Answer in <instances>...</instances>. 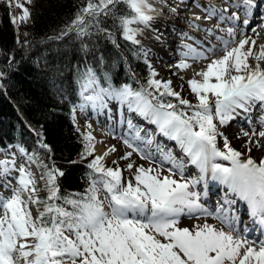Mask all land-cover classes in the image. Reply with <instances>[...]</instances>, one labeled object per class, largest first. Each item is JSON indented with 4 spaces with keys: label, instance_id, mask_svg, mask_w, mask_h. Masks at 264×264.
<instances>
[{
    "label": "snow or ice",
    "instance_id": "snow-or-ice-1",
    "mask_svg": "<svg viewBox=\"0 0 264 264\" xmlns=\"http://www.w3.org/2000/svg\"><path fill=\"white\" fill-rule=\"evenodd\" d=\"M3 2L10 9L14 6L22 10L19 16L10 13L13 24L29 20L31 14L25 4H31L32 0ZM165 3L166 0H82L74 18L58 36L50 39L74 34L81 41L85 59L91 50L85 38L103 36L119 48V32L125 41L140 46L139 37L144 29L150 28L162 14L157 5ZM243 4L250 15L253 0H243ZM196 7H202L206 15L194 16V20L218 17L223 22L226 18L223 13L228 11L211 0ZM170 11L177 13V8ZM109 19L113 22L111 28L104 26ZM227 19L235 22L240 17L232 13ZM248 23V19L243 20V24ZM192 26L200 27L194 23ZM213 27L231 39L216 36L219 46L211 41H207V46L199 40L195 41L196 46L183 43L181 59L174 66L183 70L192 67L189 61H209L187 81L197 103L183 98L172 87V80L156 78L158 73L148 63L147 52H144L149 69L147 82L140 83L135 73H131L137 87L132 83L114 84L111 74L103 70V55L95 64L84 62L75 66L81 110L88 106L108 108L109 103L116 102L120 124L128 129L121 138L132 149L121 159L129 161L128 170L135 169L134 179L125 180L120 167H107L103 163L109 153L116 151L113 146L88 163L90 183L84 193L61 195L58 181L65 173L51 159V147L41 138L38 147L46 150L41 155L17 145L23 163L17 164L16 153L0 159V264H264V239L257 242L246 235H235L238 217L229 215L233 206L241 202L254 222L264 227V158L257 160L251 155L253 147L264 148V116L260 117L259 130L252 126L250 131L240 133L247 138V152L232 147L221 131L241 111L251 125V112L257 105L264 109V43L254 52L256 40L245 37L236 41L234 27L220 28L219 24ZM204 31L214 35L213 28ZM218 52L223 55H217ZM4 75L0 72V79ZM180 87L183 89V85ZM72 111L74 117L76 107ZM132 114L154 125L155 132L148 131L142 136L145 130L134 123ZM156 135L174 141L182 158H177L172 149L165 151L157 144L159 166L145 167L131 161L134 152L141 159L153 161V153L141 144L152 145ZM218 138L223 141V148L218 146ZM94 140L91 132L83 135L79 160L70 163L93 156ZM164 163L170 165L167 174ZM188 165L198 169V177L185 178ZM177 174L179 179L173 178ZM209 175L225 188L222 203L215 211H209L200 202L201 193L195 190L202 181L207 187ZM41 191L47 192L43 199ZM101 192L106 193L103 199ZM181 216L213 217L219 225L202 222L191 228L182 227Z\"/></svg>",
    "mask_w": 264,
    "mask_h": 264
},
{
    "label": "trees",
    "instance_id": "trees-1",
    "mask_svg": "<svg viewBox=\"0 0 264 264\" xmlns=\"http://www.w3.org/2000/svg\"><path fill=\"white\" fill-rule=\"evenodd\" d=\"M82 6V0H40L30 8L29 39L24 45L17 41L16 25L13 24L11 9L0 2V72L5 75L0 79V148L18 143L30 153L34 150L44 155L46 150L39 148L43 140L51 149V159L65 175L59 178L60 194L84 193L89 187L87 165L95 157L89 156L78 163L79 153L83 151V135L73 117V107L81 102L76 84L75 66L84 62L95 64L103 55V70L112 76L116 85L132 83L131 73H137V80L145 84L149 75L148 64L145 63V45H133L125 41L117 32L116 48L103 36L85 38L90 51L80 50L81 41L74 34L62 39H50L59 35L60 31L75 16ZM122 7V6H120ZM11 13V15H10ZM112 20H107L105 27L111 28ZM43 39L22 52L25 46ZM143 50H140V49ZM148 60V59H147ZM149 63V61H148ZM130 70V71H129ZM16 100L24 109L28 118L41 128L42 136L34 140L25 131L24 125L16 115ZM173 102H175L174 98ZM47 162V161H46ZM40 195L43 199L47 192ZM41 210L43 206H40Z\"/></svg>",
    "mask_w": 264,
    "mask_h": 264
},
{
    "label": "bare ground",
    "instance_id": "bare-ground-1",
    "mask_svg": "<svg viewBox=\"0 0 264 264\" xmlns=\"http://www.w3.org/2000/svg\"><path fill=\"white\" fill-rule=\"evenodd\" d=\"M213 4H215L218 8H227L229 10V13H223V15L226 17L223 22H221L218 17L213 18L212 20H206V19H201V20H194V16H205L206 13H204L202 7L198 8L196 7L197 4L205 5L208 3V0H166L165 4H159L157 5L162 9V14L158 16L160 19V24H155L154 26H151L150 28L144 29L143 35H149V36H154L155 38L157 36L160 37V39H157L160 41L159 45L155 48V54L156 58L158 59V63L164 68V70H167L173 77V81H177L180 84H187V81L191 78H193L195 72L200 71L201 69L205 68L207 63L209 61H199V62H192L189 61L192 64V67L188 69H179L174 67L178 63H174L171 65L169 63V59L177 58L180 57L179 53L182 50L181 45L183 43H190L196 46L195 41H204L205 46H207V41H211L212 44H216L217 46L220 45V42L215 38L216 36H224L225 39H231L230 37L227 36L225 32H221L219 28H214L213 26L216 24H219L220 28H228V27H234L236 30V36L235 40L239 41L241 39H244L245 37H251L252 39L256 40V47H253V51L258 50V46L262 43H264V17H255L257 8H255V11H253V16L250 14V21L247 25L243 24L242 22L238 21H231L228 20L227 17L232 15V13H238L239 10H236L237 8H242V11H246L247 9L243 4V0H211ZM264 2V0H263ZM240 4V7H236V4ZM255 4V2L253 1ZM233 6V10L231 11ZM176 7L177 8V13H172L170 11V8ZM254 9V6L252 7L251 10ZM258 8V12H259ZM255 14V15H254ZM248 15V14H244ZM260 16H263V14H260ZM244 19H249L248 16H243ZM243 20V19H242ZM198 24L200 25L199 28L193 27L192 24ZM185 27V28H184ZM205 28H213L214 35L208 34L204 31ZM253 29L256 31L253 32ZM177 32H182V36H185V33L187 36H185V39H179L178 42L174 40V34ZM259 34V35H258ZM187 37H195V40L188 39ZM176 41V42H175ZM249 45H246V48H248ZM217 55H223V53H217ZM181 59V57L179 58ZM250 63H254L251 58H249ZM183 77V79H181ZM197 79L201 78L199 76L196 77ZM188 85V84H187ZM189 88V87H188ZM112 105L111 103L108 105V108H106L105 112L106 115L103 113L101 114L99 109H93L92 107L88 112L93 115L94 120L97 122H94V127L95 130H93V136L96 137V148L97 152L99 155H104L105 152H108L110 148L113 146L115 147L116 151L109 153L106 158L108 159H113V158H120L124 156L127 152L132 151V149H129L124 143L122 138H118L119 134L121 136H124L125 133L128 132V129L126 125L121 126L120 121H116V113L114 108H110ZM256 110H258L257 113ZM118 112V111H117ZM119 113V112H118ZM125 115L127 116L128 113L125 112ZM251 121L252 124L249 125L247 119H245V114L241 111V114L236 117L235 120H233L230 123H235L236 128L230 129L226 127L225 130H221L225 133V135L228 136V139L232 145V147L236 148L237 150L241 151L242 153L247 152V149L245 147V144L247 142V138L243 137L240 133L241 131H250L252 126H255L257 130L260 129V117L264 116V109H261L259 105H257L256 109L251 112ZM132 118L134 123H136L138 126L144 128V132H141V135H145V132L151 131L155 132V126L146 123L144 120L141 118L137 117L135 114H132ZM106 120V122L109 124L103 123ZM26 125L31 128H34V124H30L27 121H25ZM231 125V124H230ZM105 127H107L109 130H105ZM224 128V127H223ZM111 131H114L115 134L111 135L109 134ZM33 136L37 137V134L33 132ZM168 142V144H166ZM222 143L223 141L218 138V143ZM264 143V141H262ZM160 144L165 151L168 149H172L174 154L177 156V158H182V153L180 150L176 147V144L174 141H170L160 135H156V138L154 139V143L152 145H143L141 144L142 147H145L147 151L153 153V161L159 162L160 163V154L156 153V145ZM171 147V148H170ZM223 147V146H222ZM19 154L18 149L15 147L8 148L6 150H0V159H5L9 158L11 152H15ZM20 155V154H19ZM251 155L254 159H261L264 158V148H252ZM131 161H134L135 164L139 163V160H144L148 162V160L141 159L140 155L137 153H133L132 157L130 158ZM126 163H129L128 160H125ZM217 162H222L227 164V161H217ZM20 163V160H17V164ZM165 165H168L167 163H164ZM127 165V164H125ZM139 165V164H138ZM149 165L152 166H157L150 162ZM193 168V170L196 173V177L199 176V171L195 168V166L188 165L185 170L184 174L187 173L189 169ZM166 171V170H165ZM196 191H199L201 193V200L200 202L207 208L209 211H215L216 208L218 207L219 204L222 203V197L224 196L225 193V188L222 185H219L217 182L212 181L209 177L207 178V187L205 188V184L202 181L199 185H197ZM206 193V195H205ZM212 195L214 196V199H211ZM221 195V198L218 199ZM247 212L246 206L238 202L236 205L233 206L232 211L229 213L230 216H236L241 215L242 213ZM180 221L183 223V227H193L197 224H200L202 222H207L215 225H219V221L214 219L213 217H203V216H198V217H188V216H181ZM253 223V230H248L251 231V233L247 236L248 239L250 240H255L259 241L261 239H264V227L262 228V236L257 237L254 234V230L259 227V224L254 222L252 219ZM238 220L236 221L237 224ZM235 224V227H236ZM246 227V226H245ZM247 229V227H246ZM260 229V227L258 228ZM257 230V229H256ZM238 233V232H237ZM235 233V235H238Z\"/></svg>",
    "mask_w": 264,
    "mask_h": 264
},
{
    "label": "rangeland",
    "instance_id": "rangeland-1",
    "mask_svg": "<svg viewBox=\"0 0 264 264\" xmlns=\"http://www.w3.org/2000/svg\"><path fill=\"white\" fill-rule=\"evenodd\" d=\"M0 2H2V0H0ZM23 2V0H22ZM36 3H40V0H32V3L31 4H25L26 7L29 8H33L34 5ZM14 7V6H13ZM264 10V8H263ZM226 13H229V10L226 12ZM22 14V10L19 9V8H15L14 7V15H21ZM243 19V18H242ZM246 19V17H245ZM244 20V19H243ZM153 24L151 26H154L155 24H160V19L157 18L152 22ZM185 28V27H184ZM16 30H17V40L19 41L18 43L19 44H25L27 43V40L29 39V25H28V21L24 22V21H17L16 23ZM174 40H176L178 42L179 39H185V36H182V32H177L174 34ZM139 39L146 45H148L147 47V55H148V59L152 65V67L155 69V71L158 73V76L156 77L157 79H160V80H164V81H167V80H172V87L177 90V91H180L181 92V96L183 98H186L188 100H190L192 103H197V99L195 97V94H193L190 90V87L186 84H180L179 82L177 81H173V77L172 75L167 71V70H164V68L158 63V59L156 58V54H155V48L159 45L160 41L156 40V38L154 36H149V35H146V37H144L143 35L139 37ZM175 41V42H176ZM146 45V46H147ZM180 57H177L175 58H172V59H169V63L174 64V63H179V59ZM201 79V78H199ZM181 85H183V89H181ZM189 87V88H188ZM111 109L114 108L115 111H116V121H120V115L119 113L117 112L118 111V108L116 106V102H112L111 103ZM91 106H88L86 109L84 110H81L78 105L76 106V112H75V120H76V123H77V126L79 127V129L83 132H85L86 134L91 132V134L93 135V130H95V127H94V117L92 114H90L88 112V110H90ZM257 113H260L258 112V110H256ZM231 124V125H230ZM227 127L230 128V129H233V128H236L235 126V123H230ZM90 126V127H89ZM226 127H222L221 130H225ZM38 132H39V128H37ZM105 130H109L107 127H105ZM109 134L111 135H114L115 132L114 131H111ZM95 137V136H94ZM122 136L119 134V137L118 138H121ZM156 138V136L154 137V139ZM93 143H95V156L99 155L98 152H97V148H96V137H95V140L93 141ZM168 144V142L166 143ZM218 146L223 148V144L222 143H218ZM171 148V147H170ZM17 151L15 152H11L9 154H12V153H16ZM102 156V155H101ZM9 158H11V155L9 156ZM16 160H20V163H23L24 161V157L17 154L16 153ZM113 161H117V164H113ZM140 162L139 163H136V165H144L145 167H149V166H152V165H149L150 164V161L148 160V162L144 161V160H139ZM19 163V164H20ZM103 163L107 166V167H120L122 170H123V176L125 178V180L127 179H134V176H133V173L135 171V169L133 170H128L126 168V165L127 164L125 162V160H122L120 158H113V159H108L105 157ZM153 164L159 166L160 163L159 162H156V161H152ZM155 167V166H153ZM170 167V165H165L163 164V168L165 170H167L168 168ZM33 171L35 172H39V170L37 168H35V166H33ZM164 174H167V172L165 171ZM193 174H195L194 176H190L191 173H190V170L187 171L186 174H184L185 178L186 179H191L193 177H196V173L195 171H193ZM173 178H176V179H179V174H177L175 177ZM41 185H39L40 187L43 186V182L40 183ZM41 193V192H40ZM39 193V195H40ZM7 194V193H6ZM106 195V193L104 192H101V199L104 198V196ZM211 199H214V196L211 197ZM107 203V202H106ZM33 208V213L35 215V209H36V206L33 205L32 206ZM106 210H110L106 207ZM180 226L183 227V223L180 221ZM256 229L254 230V233H255ZM235 234V233H234Z\"/></svg>",
    "mask_w": 264,
    "mask_h": 264
},
{
    "label": "water",
    "instance_id": "water-1",
    "mask_svg": "<svg viewBox=\"0 0 264 264\" xmlns=\"http://www.w3.org/2000/svg\"><path fill=\"white\" fill-rule=\"evenodd\" d=\"M17 112V117L26 125L25 121H28V117L20 104L14 106ZM29 122V121H28ZM27 127V125H26ZM28 128V127H27Z\"/></svg>",
    "mask_w": 264,
    "mask_h": 264
}]
</instances>
